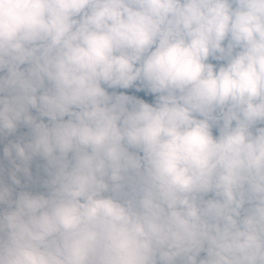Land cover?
I'll use <instances>...</instances> for the list:
<instances>
[{
	"label": "clouds",
	"instance_id": "9594fccd",
	"mask_svg": "<svg viewBox=\"0 0 264 264\" xmlns=\"http://www.w3.org/2000/svg\"><path fill=\"white\" fill-rule=\"evenodd\" d=\"M0 264H264V0H0Z\"/></svg>",
	"mask_w": 264,
	"mask_h": 264
}]
</instances>
